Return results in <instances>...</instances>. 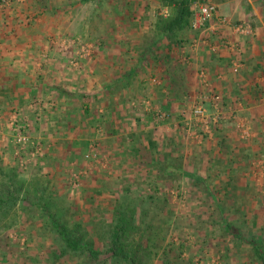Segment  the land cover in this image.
I'll use <instances>...</instances> for the list:
<instances>
[{"label":"crops","instance_id":"crops-1","mask_svg":"<svg viewBox=\"0 0 264 264\" xmlns=\"http://www.w3.org/2000/svg\"><path fill=\"white\" fill-rule=\"evenodd\" d=\"M195 1L192 0L191 9ZM210 2L216 6V15L200 29H192L188 33L189 43L180 49L177 59L180 58L179 63L187 70L185 76L189 86L190 101H194L196 106H202L206 114L218 116L220 121L218 125L213 126L209 135H203L201 143L190 146V149L185 148L184 157L180 155L173 158V165L178 167L181 164L183 170L191 174L198 173L204 180L196 184L194 178L183 177L179 172L175 175L176 182L179 184L183 182L194 195L203 197L204 203L197 204L198 209L195 211L197 215L200 213L199 215H208L209 218L207 217L205 225L202 222L198 224L199 220L196 221L194 224L198 229L205 227V230H210V234L216 229L222 231L223 219L218 218L220 211L224 214V218L227 216L228 223L236 224L244 232L261 223L257 218L258 211L261 212L262 207L255 201L257 198V189L253 183L255 173L252 176V170L251 174L249 170L247 173L244 171L251 167L253 159H259V155L264 153V0H210ZM49 3L42 7L36 0H26L23 6H27L28 10H17L15 16L6 15L7 20H3L8 22V25L9 21L18 23L15 28L21 26L19 29L21 31L13 34V32H3L2 27L0 30L1 42L6 38L11 39V45L0 44L1 119L13 113V116L20 120L19 123L26 121L27 124L22 122L21 125L27 126L28 130L32 131L34 137L40 140L39 145H43L42 140H45V143L48 141L52 150L56 149L59 154L67 152L65 154L71 155L74 159L83 151H89L93 136L100 137V144L96 146L103 154H110L112 157L117 155L119 161H124L128 168L134 169L135 167L132 166L137 164L133 157L135 151L133 142L121 146V141L117 142L119 131L115 129L120 125L118 122L120 119H128V116L132 115L130 105L133 101L145 97L149 99L150 96L144 93V90L139 96L141 86L148 85L143 79L138 80L137 76L150 73V69L141 66L135 71L129 86L125 88L126 91L124 90L128 94L124 106L118 105L122 99L119 98L120 94L116 89L122 88V83L125 82L123 76L130 73L137 64L136 46L150 31L149 26L153 18L151 12L152 8L157 6V2L154 0L111 1L114 9L119 8V10L110 19L111 26L109 25L106 33L109 38L126 40V46L128 42L130 46L126 47L125 51L123 49L125 45L109 48L105 54L97 50L93 58L96 55L97 57L81 62L75 75L66 74L67 66L62 62V56L69 57V52L64 53L57 49L53 53L42 52L40 47L30 45V42H35L31 24L37 20L42 23L40 27L46 29L52 23L46 10ZM31 12L36 13L28 16L27 21L30 23L23 22L24 17ZM96 15L101 18V15L97 13ZM3 16L1 18L5 19L6 17ZM31 16L35 17L31 18ZM223 19L227 22L225 23ZM62 21L68 26L65 29L60 28L64 30L61 32V38L80 37L83 34L82 28L73 30L71 17L63 18ZM81 21V25L85 23ZM53 22L56 23L57 20L53 19ZM240 25L245 31L239 32L235 29ZM25 26L26 28L23 29ZM39 33L44 36L45 32L42 29ZM38 38L42 37L38 35ZM46 54L51 56L49 60L43 59L42 56ZM182 54H185L187 60L182 58ZM108 55L112 59L109 63L104 60L105 57L109 59ZM201 73L204 78H200ZM158 88L166 94L163 95L165 100L160 98L162 96H158L161 109H166V103H169V108L178 110L179 107L176 106L172 94L166 92L162 86ZM106 102L114 104L113 107L110 106L107 112L108 106L106 108L101 106L97 111V107ZM178 104L182 103L178 102ZM172 119L174 123L177 122L175 116ZM107 124L112 129L104 128L101 133V129L96 130L97 127ZM111 124L115 126L112 127ZM54 127L63 130L60 132L64 139L48 138L49 129ZM183 128V124H177L178 135ZM2 132H8L7 128H1L0 134ZM180 141L181 144L178 143L177 146L183 148V141ZM111 142L113 143L110 144ZM148 142L147 146L140 149L148 151L152 143ZM162 143L164 146L165 143L161 141ZM56 152L55 156L59 157ZM169 156H165L168 160H165L162 154H159L157 159L142 156V168L150 167L151 164L158 168L166 162L170 164L171 156ZM158 174L162 176L163 173ZM158 178L156 181L152 178L147 179L152 184L154 182L159 184ZM96 179L98 181V178L94 177V180ZM147 179L145 181H148ZM139 180L143 181L144 178L135 179V181ZM125 183L129 188H133V176ZM226 200H229V205ZM233 204L237 213L230 214L228 210H234ZM247 225L249 228H246Z\"/></svg>","mask_w":264,"mask_h":264},{"label":"rangeland","instance_id":"rangeland-1","mask_svg":"<svg viewBox=\"0 0 264 264\" xmlns=\"http://www.w3.org/2000/svg\"><path fill=\"white\" fill-rule=\"evenodd\" d=\"M111 1L115 0H89L88 2H84L83 0L50 1V5L46 7V10L49 12L47 16L50 17L52 23L45 29L44 27H40L42 23L37 22V20L36 22L33 21L31 29L33 28L32 32L35 34V42H30V45L36 48L40 47L43 50L42 52L52 51L53 53L55 49L62 50L64 53L69 52V57L66 55L62 56V62L67 66L65 73L73 75L77 73L81 62L90 58L93 60L97 57L96 55L93 58L94 52H97V50L105 54L109 48L125 45L123 47L125 51L126 47L130 46L129 42L126 46V40L115 37L109 38L108 33H106L109 25L111 26L109 23L110 19L119 10V8L114 9ZM24 2L26 0L0 2V30L2 27L3 32H13V34L21 31L19 30L21 26L15 28V25L18 23L8 20L10 22L8 25V22L4 21L7 20L6 15L15 16L17 10L27 9V6H23ZM157 9L158 5L152 8L151 13L153 16ZM52 10L53 13H51ZM32 13L35 14L36 12L26 15L23 22L30 23L27 20L29 19L28 16L32 15ZM96 13L101 15V18ZM22 14L24 13L22 12ZM159 14H166V10H161ZM2 15H4L3 18H6L2 19ZM34 17L31 16V18ZM68 17H71V27L73 30L82 28L83 34L80 37L61 38V32L68 26V24H65L66 22L64 23L65 25L63 24L62 19H67ZM53 19H56L57 22L54 23ZM81 20L85 22L82 25L80 24ZM25 28L26 26L23 29ZM60 28L63 29L61 30ZM42 29L45 32L44 36L42 33H39ZM38 35L42 38H38ZM10 41V38H6L3 42L0 41V44L7 46L10 44ZM136 41L138 43V40ZM20 43L22 44V42ZM42 57L43 59L45 58L44 60L51 58L47 54ZM105 58L104 60L107 63L112 60L110 56L109 59L108 57ZM182 58L187 60L185 54H182ZM101 61L103 62V60ZM161 69L155 68L153 71L150 70V73L146 72L144 76H137L138 80L143 79L148 85L146 87L141 86L138 92V94L140 93L139 96H141L144 90V93H148L151 98L136 99L131 105L129 104L132 115L128 116V119H120L118 121L120 125L115 129L119 131V140L117 142L121 141V146L133 142L135 150L133 157L135 158V164H137L136 166H132L135 167L134 169L128 168L124 161H119L120 159H118L117 155L112 157L110 154H103L102 150L96 146L100 144V137L93 136L91 138L92 146L89 151H83L75 159L71 155H66L65 153L67 152L59 154L56 149L52 150L48 141L45 143V140H42L44 141L43 145H39L38 142L40 140L34 137L35 135H33L31 130H28L27 126L21 125L24 121L19 123L20 120L16 116H13V113L10 116H6L5 119H1L0 117V131L3 127L7 128L8 131L0 134V162L6 170L11 168L17 169L20 172V177L24 180L36 177L47 181L49 188L55 194V198L58 199V208L65 211L68 219L82 222L88 229L97 225L96 222H99V220L109 222L110 214L116 201L135 199L137 216L143 207L148 211L145 220L152 226L159 246L166 249L170 245L180 244L181 241L184 242V249L179 258L176 257L178 256V252H169V258L174 255L178 258V264H249V257H247L250 249L249 245L244 244L242 246V255L241 253H237L236 255L238 256L230 258L235 254H229L228 258H224L222 254L229 245L228 236H220L222 232L218 229L210 234V230H205V227L199 229L196 227L194 224L196 221L199 220L198 224L202 222L205 225L207 217L209 218L208 215L201 216L199 215L200 213L197 215V211H195L198 209L196 208L197 204L204 203L202 196L194 195L190 189L185 187L186 184L182 181L179 184L176 182V179H173L174 181L170 180V176L162 177L160 175V177L158 176L159 174L156 176L154 169L158 167H154L152 164L150 167L146 166L142 168V156L149 159H157L159 154H162L163 157L170 155L171 159H169L171 163L174 162L173 158L177 156L182 155L184 157V149H190V146L201 143L203 135H209L211 129L215 126L211 123L206 127L200 119H196L193 116L192 112L196 105L194 101H190V93H186L183 96L184 100L181 105L176 102V106L179 107L178 110L174 111L169 108V103H166V109H161L158 96H162L160 98L164 99L163 95H166L162 89L159 90L158 88L159 86H165L163 82L165 81L164 72ZM124 90L126 91L125 88L116 89V92L120 94L119 98L122 99V102L118 104L120 106L125 105L124 100L128 95ZM152 98H155V100H152ZM113 105L109 102H106V104L102 103L97 107V111L101 106V108L108 106L106 108L108 112L109 107H113ZM205 115L210 121L214 117V115H208L206 112ZM173 116L176 117L177 122L175 123L172 119ZM178 123L184 126L179 135L177 134L179 130L176 129ZM111 125L112 127L115 126ZM104 128L109 129L111 126L108 127L107 124L106 126L97 127L96 130L101 129V133ZM60 130L56 127L50 128L48 131L50 137L48 138L50 140L64 139ZM96 130H94L95 134L97 133ZM23 137L24 140L22 139ZM180 140L183 141V148H178L177 146L178 143L181 144ZM65 141L67 140L65 139ZM148 141L152 142L153 146L151 145L148 151L145 149L141 150L140 148L148 145ZM161 141L165 143L164 146L163 143L161 144ZM136 148L138 149L136 150ZM55 152L59 154V157L55 156ZM263 154L259 155V159H253L251 167H248L244 171V173H247L249 170L248 172L250 173L252 170V176L255 173V181L253 183L257 189V198L254 200L258 206L262 207V211H258L257 217L261 223H257L256 227H250V230H245L243 235L246 237H250L252 233L261 232L260 229L264 230ZM61 156L63 157L61 158ZM131 176H133L134 180L133 188H129V185L125 183L128 179L131 180ZM94 177L98 178V181L97 179L94 180ZM140 178L142 180L144 178V180L135 181V179ZM145 178H152L153 181H156L158 178L159 186L162 187L159 190V192L162 190L159 194L162 195L164 192L165 195L162 196L167 197V202H162V200L154 197L155 195L152 194V191L145 186ZM148 195L153 196L154 201L146 200L145 198ZM141 198L143 199V203L145 201V204H139V199ZM228 201L226 200L229 205ZM258 208L261 210L260 207ZM13 212L16 213H11L7 219H3L0 223V264H74L68 262L66 259L63 260L64 262L58 261L57 263L50 255L51 241L41 235L40 223L36 220H28L26 216L21 217L18 209ZM246 228H249L248 225ZM186 238L188 241H184ZM96 246L100 251L102 250L101 241H97ZM14 250L17 251L15 252ZM12 252L13 254H11ZM103 258V256H100V259ZM234 258H238L237 263H235ZM160 263V259L155 258L153 260V264Z\"/></svg>","mask_w":264,"mask_h":264},{"label":"trees","instance_id":"trees-1","mask_svg":"<svg viewBox=\"0 0 264 264\" xmlns=\"http://www.w3.org/2000/svg\"><path fill=\"white\" fill-rule=\"evenodd\" d=\"M36 1L41 4L40 6L45 7L52 0ZM83 1L88 2L89 0ZM154 1L157 2L158 9L154 12L151 20L150 31L147 37L136 46L137 64L130 73L123 76L125 82L122 83V88L129 86L133 74L141 66L149 68L151 71L155 68H162L165 80L163 81L165 86L162 87L166 92L172 94L175 102L183 103V96L190 91L185 68L178 62L177 54L189 43L188 33L192 30L193 20L192 0ZM164 9L166 14H159ZM151 145L153 146V144ZM2 165L0 162V223L3 219H7L11 213H16L13 212L16 209L21 217L26 216L28 220L39 222L41 235L51 241L50 255L57 263L66 259L74 264H153V260L157 258L161 260L160 264H178V258L184 249V242L170 245L166 249L159 246L152 226L145 220L148 211L143 207L137 216L135 199L116 201L109 222L99 220L96 222L97 225L88 229L82 222L68 219L65 211L58 208V199L55 198L47 181L36 177L24 180L20 177V172L17 169L6 170ZM154 171H156V176L161 172L163 173L162 177L170 176L172 181L176 179L177 172L183 177L194 178L196 184L204 181L198 173L191 174L185 169L183 170L181 164L175 167L173 163L166 162L163 166L155 168ZM159 185L151 184L149 180L145 183L146 188L152 191L154 197H157L156 199L167 202V197L162 196L165 195L164 192L162 195L159 194L162 191L159 192L162 188ZM145 199L154 201L151 195ZM139 202L140 205L145 204L142 198L139 199ZM233 207V211L228 210L230 214L237 213L234 204ZM220 213L219 211L218 218L223 219L224 225L220 236H228L229 240V245L222 257L228 258L229 254H235L230 258L236 257L237 253L242 255V246L247 244L250 246L247 254L249 264H264V230L246 237L238 228L239 226L228 223L227 216L224 218V214ZM97 241H101L103 251H100L96 246ZM184 241H188V239L186 238ZM170 251L178 252V256H176L178 258L175 255L169 258ZM19 253L21 254V252ZM100 256L104 258L100 259ZM234 259L237 263L238 258Z\"/></svg>","mask_w":264,"mask_h":264},{"label":"built area","instance_id":"built-area-1","mask_svg":"<svg viewBox=\"0 0 264 264\" xmlns=\"http://www.w3.org/2000/svg\"><path fill=\"white\" fill-rule=\"evenodd\" d=\"M1 3H6L7 0H0ZM192 12H193V20H192V29L193 30H198L200 29V27L202 25H204L208 20H210L211 18H213L214 15H216V6L214 4H212L210 2V0H196L194 3H193V6H192ZM223 21L226 23L227 21L223 19ZM238 27V26H236ZM237 29V31L239 32H242V31H245L243 30L244 27H238V28H235ZM247 30H249V28H247ZM200 78H204L203 74L201 73L200 74ZM193 116L196 118V119H200V121L206 125V127L209 125V124H213V125H216L220 120H219V117L218 116H214L213 118H211V121L209 120V118L206 117L205 115V110L202 106H196L194 107L193 109ZM242 127V126H240ZM243 131H245V128H243ZM246 132V131H245ZM24 140V137L22 138ZM21 140V139H19ZM87 157V156H85Z\"/></svg>","mask_w":264,"mask_h":264}]
</instances>
